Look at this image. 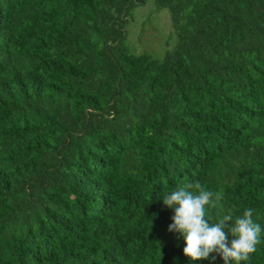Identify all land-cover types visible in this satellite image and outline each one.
<instances>
[{
	"label": "trees",
	"instance_id": "1",
	"mask_svg": "<svg viewBox=\"0 0 264 264\" xmlns=\"http://www.w3.org/2000/svg\"><path fill=\"white\" fill-rule=\"evenodd\" d=\"M146 1L0 0V264H213L161 199L196 181L264 264V0H154L161 57L126 43Z\"/></svg>",
	"mask_w": 264,
	"mask_h": 264
},
{
	"label": "clouds",
	"instance_id": "2",
	"mask_svg": "<svg viewBox=\"0 0 264 264\" xmlns=\"http://www.w3.org/2000/svg\"><path fill=\"white\" fill-rule=\"evenodd\" d=\"M161 199L167 208L174 211L169 231L182 235L186 244L184 255L193 261L211 258L214 264L216 255H219L225 264H241L256 252L262 229L253 219L254 209H245L234 223H229L233 221L231 213L212 223L206 218V213L217 206L221 197L219 193L207 190L199 181L177 186ZM226 230L234 237L231 247L227 244ZM157 244L161 248L160 243Z\"/></svg>",
	"mask_w": 264,
	"mask_h": 264
},
{
	"label": "rangeland",
	"instance_id": "3",
	"mask_svg": "<svg viewBox=\"0 0 264 264\" xmlns=\"http://www.w3.org/2000/svg\"><path fill=\"white\" fill-rule=\"evenodd\" d=\"M170 24L168 11L156 10L154 0H147L143 6L133 11V19L127 26L126 43L129 51L133 54L145 52L161 57L169 40Z\"/></svg>",
	"mask_w": 264,
	"mask_h": 264
}]
</instances>
